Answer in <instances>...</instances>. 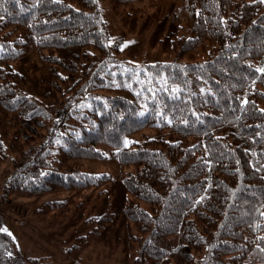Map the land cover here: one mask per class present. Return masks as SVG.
Here are the masks:
<instances>
[{
  "label": "trees",
  "instance_id": "trees-1",
  "mask_svg": "<svg viewBox=\"0 0 264 264\" xmlns=\"http://www.w3.org/2000/svg\"><path fill=\"white\" fill-rule=\"evenodd\" d=\"M102 1L130 9L144 0H0V158L12 167L9 191L40 197L106 186L110 173L78 163L110 154L132 197L123 212L134 226L126 240L138 245L133 264H264V0H182L192 36L177 30L175 60L147 65L119 61ZM206 39L216 44L209 57L185 62ZM26 58L25 73L10 68ZM28 75L46 87L45 106ZM76 103L83 110L74 115ZM51 115L73 120L62 136L47 130ZM146 129L180 140L126 144ZM114 218L105 213L97 228ZM2 222L0 213V264H49L16 250Z\"/></svg>",
  "mask_w": 264,
  "mask_h": 264
},
{
  "label": "rangeland",
  "instance_id": "rangeland-1",
  "mask_svg": "<svg viewBox=\"0 0 264 264\" xmlns=\"http://www.w3.org/2000/svg\"><path fill=\"white\" fill-rule=\"evenodd\" d=\"M182 6V0H144L130 9H124L102 1L100 10L108 27V45L120 47L121 53L117 57L126 64L173 62L175 56L172 45L177 30L180 36H192ZM177 18L179 22H176ZM2 39L0 34V40ZM214 47L216 44L206 39L201 48L187 55L184 61H204ZM27 61V58L21 59L10 64V68L25 73ZM28 76L29 89L38 97L35 98L37 104L45 106L43 95L46 87L41 83V78ZM125 95L130 99L134 98L130 94ZM143 100L140 97L139 116L146 111ZM91 103L87 101V104ZM71 108L75 110L74 115L76 111L83 110L79 103ZM72 122V119L57 122L51 115L46 128L58 137L63 135ZM46 132L40 131L39 136L46 135ZM146 138H164L171 142L180 140L168 129H146L127 138L126 144L141 142ZM9 140H14L13 135H9ZM35 140L36 143L40 142L39 137ZM35 142L32 144L37 145ZM195 142L196 139L191 138L186 144L192 145ZM78 165L86 173H110L112 180L106 186L94 189L60 191L40 197L20 192L11 193L7 179L12 167L8 161L0 158V213L3 216V231L11 235L16 250L24 251L29 256L41 257V261L45 263L44 257L49 264H133L138 245L126 240V230H134V226L123 212L126 201L132 197L120 180L122 166L110 154L104 162L80 161ZM48 201H54L58 208L48 210ZM57 201L65 203L59 207ZM142 205L146 207L145 204ZM110 211L115 214L114 221L99 225L101 229H98L97 219Z\"/></svg>",
  "mask_w": 264,
  "mask_h": 264
}]
</instances>
